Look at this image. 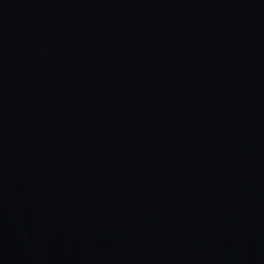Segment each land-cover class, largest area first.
Here are the masks:
<instances>
[{"label":"water","instance_id":"water-1","mask_svg":"<svg viewBox=\"0 0 264 264\" xmlns=\"http://www.w3.org/2000/svg\"><path fill=\"white\" fill-rule=\"evenodd\" d=\"M0 264H264V0H0Z\"/></svg>","mask_w":264,"mask_h":264}]
</instances>
